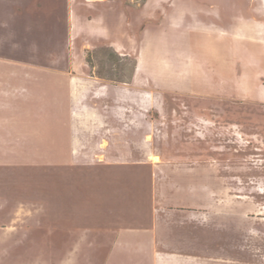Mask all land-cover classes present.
Here are the masks:
<instances>
[{
  "label": "rangeland",
  "instance_id": "374dc122",
  "mask_svg": "<svg viewBox=\"0 0 264 264\" xmlns=\"http://www.w3.org/2000/svg\"><path fill=\"white\" fill-rule=\"evenodd\" d=\"M51 2L0 0V264H264V77L218 82L210 51L162 50L132 83L138 36L124 57L110 39L71 51L60 10L40 29ZM123 11V32H159V49L164 32L210 45L264 0Z\"/></svg>",
  "mask_w": 264,
  "mask_h": 264
},
{
  "label": "crops",
  "instance_id": "0c3cea01",
  "mask_svg": "<svg viewBox=\"0 0 264 264\" xmlns=\"http://www.w3.org/2000/svg\"><path fill=\"white\" fill-rule=\"evenodd\" d=\"M61 10L60 3H50V7L43 8L40 13V29L45 30L47 22L44 24V16L56 14L59 10L63 14L67 42L70 50L74 51L82 40L86 43V47H92L95 44L111 40L110 47L118 56L124 57V53H120L123 43H127L126 38L129 36H138L141 43V49L135 58V69L132 76V83L145 84L149 83V77H141L145 68L143 52L165 51L168 53H202L211 52L213 61V69L217 71L218 82L222 78L228 84L242 83L246 78L253 79L258 77L262 80L264 77V18L251 19V22L241 21L228 13L227 32H211V44L206 45L203 39L204 32H164L165 36L159 49L155 45L157 33L150 30L143 32H123V0H63ZM12 11L19 8L18 2L11 3ZM145 5V4H144ZM40 9V7H39ZM21 15V14H20ZM234 16V15H233ZM254 20V21H253ZM32 22V21H31ZM59 25L58 21H54ZM12 25L17 24L24 27L27 23L21 20V17H14ZM53 22H50V24ZM28 24V23H27ZM218 27L219 24L217 23ZM28 26V25H27ZM115 27V28H114ZM111 31V32H109ZM176 37L170 39L171 34ZM168 35V36H167ZM196 38V51L189 47V36ZM177 36L178 39H177ZM222 36V38H220ZM183 37L185 39L183 40ZM169 41V42H168ZM225 51L227 56H220L219 53ZM226 63V64H225ZM192 78V77H191ZM201 76H196L193 83L201 84ZM163 83L174 84L175 79L170 75L164 76ZM260 95L264 98V88L260 90Z\"/></svg>",
  "mask_w": 264,
  "mask_h": 264
},
{
  "label": "bare ground",
  "instance_id": "6f19581e",
  "mask_svg": "<svg viewBox=\"0 0 264 264\" xmlns=\"http://www.w3.org/2000/svg\"><path fill=\"white\" fill-rule=\"evenodd\" d=\"M157 158H155V160H156Z\"/></svg>",
  "mask_w": 264,
  "mask_h": 264
}]
</instances>
